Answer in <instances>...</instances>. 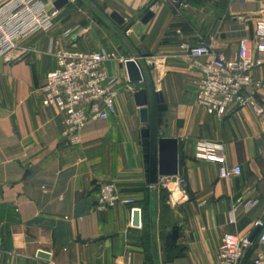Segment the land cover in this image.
Listing matches in <instances>:
<instances>
[{
  "label": "crops",
  "instance_id": "crops-1",
  "mask_svg": "<svg viewBox=\"0 0 264 264\" xmlns=\"http://www.w3.org/2000/svg\"><path fill=\"white\" fill-rule=\"evenodd\" d=\"M260 21L264 0H69L54 26L35 36L34 52L14 63L1 57L0 264H216L226 232L252 236L264 208V113L232 105L219 116L198 104L199 71L186 45L214 41L231 58ZM55 43L125 58L145 51L141 60L167 105L161 135L179 140L184 191L167 189L164 201L162 180L147 181L140 130L148 123L134 99L145 85L130 82L118 60L105 63L120 89L115 113L87 124L80 142L63 140L61 114L38 91L54 67ZM253 77L264 108V64ZM200 140L223 144L226 165L241 173L221 177V164L200 155ZM102 181L116 182L134 204L97 209ZM174 229L177 242L167 249Z\"/></svg>",
  "mask_w": 264,
  "mask_h": 264
},
{
  "label": "built area",
  "instance_id": "built-area-1",
  "mask_svg": "<svg viewBox=\"0 0 264 264\" xmlns=\"http://www.w3.org/2000/svg\"><path fill=\"white\" fill-rule=\"evenodd\" d=\"M54 1L0 0V58L10 60L9 54L21 40L54 26L60 13L59 9L50 5ZM156 5L157 2H154L152 7ZM186 48L196 60L191 67L199 71L198 104L219 116H224L232 105L252 106L258 113H264L252 89L253 70L264 64V21L258 22L253 38L243 40L237 54L231 58L216 51L214 41L202 40L194 46L186 45ZM49 51L54 67L47 71L38 91L42 104L56 106L61 114L65 126L63 140L67 144H75L80 142L81 132L87 124L115 113L120 89L117 78L109 74L105 63L118 60L123 64L128 58L105 48L81 50L58 43L52 44ZM255 51L259 54L255 55ZM23 55L24 52L13 58L21 59ZM206 55L213 57L203 61L201 58ZM199 153L221 164V177L227 178L242 171L241 166L229 168L226 165L225 147L221 143L200 140ZM161 180L172 194L175 190L184 191L187 185L186 178L180 174ZM134 202L135 199L124 195L116 182L99 183L97 209L103 211L117 204L131 205ZM230 214L234 218L235 210ZM255 225L260 231L254 239L249 235L226 232L219 245L216 264H264V252L255 253L258 246H264V208Z\"/></svg>",
  "mask_w": 264,
  "mask_h": 264
},
{
  "label": "water",
  "instance_id": "water-1",
  "mask_svg": "<svg viewBox=\"0 0 264 264\" xmlns=\"http://www.w3.org/2000/svg\"><path fill=\"white\" fill-rule=\"evenodd\" d=\"M68 3L69 0H55L54 6L60 10ZM153 15L154 12L149 10L143 21L148 22ZM111 18L118 24L124 22L121 14L116 11L111 14ZM143 54H145V51L135 53L133 57L128 58L122 64V67L126 68L130 82H141L145 85L135 91L134 99L140 108L141 121L148 123V126L140 130L146 179L150 185L157 187L161 178L179 174V140L176 137L161 135L164 130V112L167 109V105L164 102L162 93L154 90V81L141 60ZM259 231L260 228L257 227L251 239H254ZM178 236V229H174L166 236L165 246L167 249L176 244ZM39 255L43 257L49 256L45 252H40Z\"/></svg>",
  "mask_w": 264,
  "mask_h": 264
},
{
  "label": "rangeland",
  "instance_id": "rangeland-1",
  "mask_svg": "<svg viewBox=\"0 0 264 264\" xmlns=\"http://www.w3.org/2000/svg\"><path fill=\"white\" fill-rule=\"evenodd\" d=\"M45 33V31H40V32H36L34 35L25 38L23 40L20 41L19 46L12 51V53L9 54L10 56V62L14 63L16 62L18 59L13 58L16 54H20V53H28V52H34L31 48H32V42L35 41V36L39 35V34H43ZM162 187V188H161ZM161 198L166 201L167 198H169V191H167V188L162 184L161 185ZM167 205V203H166ZM168 206V205H167Z\"/></svg>",
  "mask_w": 264,
  "mask_h": 264
}]
</instances>
